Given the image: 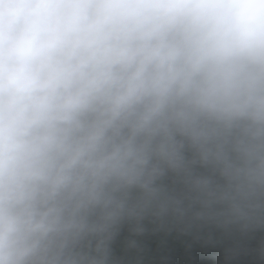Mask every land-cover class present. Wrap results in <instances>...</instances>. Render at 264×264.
Instances as JSON below:
<instances>
[{"label": "clouds", "instance_id": "1", "mask_svg": "<svg viewBox=\"0 0 264 264\" xmlns=\"http://www.w3.org/2000/svg\"><path fill=\"white\" fill-rule=\"evenodd\" d=\"M0 264H264V0H0Z\"/></svg>", "mask_w": 264, "mask_h": 264}]
</instances>
